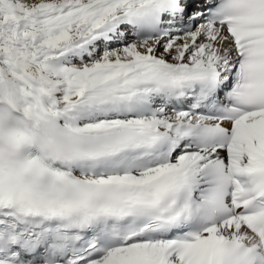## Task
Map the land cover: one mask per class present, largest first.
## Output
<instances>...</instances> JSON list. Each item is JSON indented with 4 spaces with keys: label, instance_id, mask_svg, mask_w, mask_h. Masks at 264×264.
<instances>
[{
    "label": "snow or ice",
    "instance_id": "6c2138e0",
    "mask_svg": "<svg viewBox=\"0 0 264 264\" xmlns=\"http://www.w3.org/2000/svg\"><path fill=\"white\" fill-rule=\"evenodd\" d=\"M0 264H264V0H0Z\"/></svg>",
    "mask_w": 264,
    "mask_h": 264
}]
</instances>
